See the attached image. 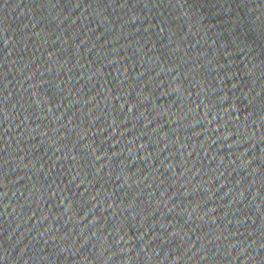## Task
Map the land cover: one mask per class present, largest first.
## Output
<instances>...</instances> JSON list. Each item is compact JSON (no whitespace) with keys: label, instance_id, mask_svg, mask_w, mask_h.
I'll return each mask as SVG.
<instances>
[{"label":"water","instance_id":"95a60500","mask_svg":"<svg viewBox=\"0 0 264 264\" xmlns=\"http://www.w3.org/2000/svg\"><path fill=\"white\" fill-rule=\"evenodd\" d=\"M0 264H264V0H0Z\"/></svg>","mask_w":264,"mask_h":264}]
</instances>
